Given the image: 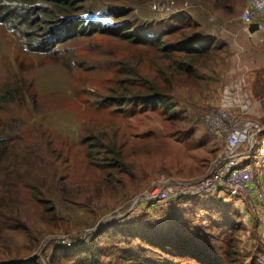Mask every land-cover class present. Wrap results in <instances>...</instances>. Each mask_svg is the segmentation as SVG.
I'll return each mask as SVG.
<instances>
[{"label":"rangeland","instance_id":"rangeland-1","mask_svg":"<svg viewBox=\"0 0 264 264\" xmlns=\"http://www.w3.org/2000/svg\"><path fill=\"white\" fill-rule=\"evenodd\" d=\"M159 2L167 9L155 8ZM246 2L85 0L92 17L113 22L112 8L122 7L129 10L126 19L135 29L166 34L155 46L101 33L70 40L59 46L69 66L27 51L19 36L0 24V95L6 88L18 90L13 100L0 99V264L36 257L40 264H92L53 258L56 248L65 245L64 237L103 245L105 264H141L128 260L122 249L130 242L137 250L149 244L139 238L123 242L108 228L110 223L144 213L148 219L140 227L152 234L163 226H177L183 207L192 210L187 217L195 224L205 225L207 239L220 253L229 248L233 235L239 264H264V233L220 227L219 214L192 206L195 198L171 204L143 198L160 178L177 181L203 172L204 157L221 147L220 136L204 121L208 110L223 105L257 119L250 113L264 108L262 47L239 19ZM190 36L199 37L209 51L185 56L166 49ZM182 59L195 60V70L179 68ZM137 73L157 85L175 113L158 103L145 106L129 100L123 105L125 98L118 105L110 102L118 95L131 99V94L145 91L130 81ZM254 78L262 86L251 87ZM224 192L216 194L218 199ZM204 203L210 208L215 202L207 198ZM103 229L104 238L96 239ZM148 247L138 251L148 255L147 264H199L175 256L173 250Z\"/></svg>","mask_w":264,"mask_h":264},{"label":"trees","instance_id":"trees-1","mask_svg":"<svg viewBox=\"0 0 264 264\" xmlns=\"http://www.w3.org/2000/svg\"><path fill=\"white\" fill-rule=\"evenodd\" d=\"M112 9V16L116 19L113 22H109L89 15L85 0H0V24H3L8 31L17 34L22 46L27 51L53 56L56 60H61L66 66H69L70 59L60 55V44L70 40L86 38L95 33L115 36L133 43L150 46L164 42L162 35L166 33L158 31L157 33L146 35L140 29H135L136 25L133 21L126 19L129 10L122 7H114ZM248 28L251 32H255L259 29V25L248 24ZM167 48L181 50L185 56L194 52L204 53L209 51L208 46L203 44L199 37L194 36L173 43ZM192 58L189 59L191 60ZM184 59L178 62L179 68L184 69L186 72L195 70L194 62L196 61L187 62ZM126 80L128 81L129 78ZM130 81L134 82L132 85L139 88L145 87L147 90L131 94V99H128L129 95H118L113 97L110 102L118 105L125 98L123 105L129 100L145 106L158 103L168 110L170 114L175 113L176 109L172 106L171 100L161 93L157 85H152L153 81L139 73ZM13 94H18V90L12 87L6 88L3 95H0V99L9 102L14 99ZM34 101L37 103L35 98ZM203 141L204 139L199 140L197 146H203ZM0 143H4L3 138H0ZM34 195L37 196L36 194ZM207 198H212V196L195 197L192 206L195 205L194 207L200 210L202 207L212 209L218 213L221 218L219 217L217 224L224 229L236 232L246 227L245 223L240 219L239 212L234 211L230 206L226 208L220 207L217 202L218 205L213 204L209 206L210 208L205 207L207 204L204 203L206 201L204 199ZM182 209V217L178 219L179 223L177 226H163L161 227L162 230L155 231L152 234L149 230L141 229L140 227L142 221L148 219H143L144 213L132 217L131 214H127L119 220L112 221L108 228H112V233L123 239V242H130L134 238H139L149 244L147 247L139 246V250H137V248L134 249L130 242L129 246L122 249L124 256L128 260L137 261L141 264H147L146 260L149 257L148 255L147 257L140 255L138 251L141 249L146 252L145 248L150 249L148 247L150 245L164 251L173 250L175 256L190 257L197 260L199 264H239L236 257L238 239L235 236L232 235L228 239L229 248L220 253L218 248L213 246L212 242L207 239L205 225L195 224L192 218L189 219L187 217L192 210L189 209L185 212V208L183 207ZM23 228L28 229L26 225H23ZM106 232V229L98 231L96 239H103ZM80 240V238L76 241L73 240V244L70 246L60 243L63 247L56 248L52 255L53 258L62 256L79 262L88 261L92 264H105L101 259L105 254L103 245L95 241L91 244L88 241ZM27 261H23L24 263L10 262L2 264H40L39 257ZM163 264L180 263L169 261Z\"/></svg>","mask_w":264,"mask_h":264},{"label":"built area","instance_id":"built-area-1","mask_svg":"<svg viewBox=\"0 0 264 264\" xmlns=\"http://www.w3.org/2000/svg\"><path fill=\"white\" fill-rule=\"evenodd\" d=\"M154 7L163 10L168 6L159 2ZM239 18L246 24H264V0H247ZM204 121L211 133L224 140L222 153L212 169L195 179L169 181L160 178L152 190L143 194V198L172 203L184 198L211 197L225 190L231 195L246 196L257 192L259 198L264 200V191L254 185L253 167L239 160L241 145L248 143L252 148L255 138L263 130L262 125L251 117L233 113L223 105L208 110ZM62 243L70 246L73 241L64 237Z\"/></svg>","mask_w":264,"mask_h":264},{"label":"crops","instance_id":"crops-1","mask_svg":"<svg viewBox=\"0 0 264 264\" xmlns=\"http://www.w3.org/2000/svg\"><path fill=\"white\" fill-rule=\"evenodd\" d=\"M240 22L242 21L240 20ZM242 29L245 31V33L247 31L246 29L249 30L248 27ZM251 33L255 34L256 37L259 38L256 42V44H259L262 47V55L260 57L261 59L259 61V67L264 68V24H259V29ZM250 84L253 88H255V86L257 85L262 86V82L258 84L256 78H254V80L251 79ZM250 114L251 116L258 119L255 120H257L262 125L263 130L255 138L252 148L248 143H243L241 145L240 150L242 152V155L240 157H244L243 163L245 165H250L253 167L255 172L254 185L259 187L260 190L264 191V108L260 107L258 109H255V111L251 112ZM215 136L219 137L218 135ZM219 139L221 140V147H219V149H217L216 151L214 149L209 151L208 155L204 157V161H202L201 163L203 172L201 174H196L192 178L183 180L195 179L207 174L210 171L211 167H213L222 153L224 140L221 137H219ZM212 199L214 200V202H216L214 204H217L218 202V204H220V207L226 208L227 206H230L231 209L239 212L240 219L245 223L247 228H254L260 234L264 233V200L259 198L257 192L246 196L231 195L228 191H225L221 198L218 199L217 195H215L212 196Z\"/></svg>","mask_w":264,"mask_h":264},{"label":"water","instance_id":"water-1","mask_svg":"<svg viewBox=\"0 0 264 264\" xmlns=\"http://www.w3.org/2000/svg\"><path fill=\"white\" fill-rule=\"evenodd\" d=\"M139 199H140V198H137V199H136L135 203L132 205V208L135 207V204L139 201ZM30 260H31V259H30ZM28 261H29V260H28ZM28 261H27V262H28ZM17 262H22V261H17Z\"/></svg>","mask_w":264,"mask_h":264}]
</instances>
